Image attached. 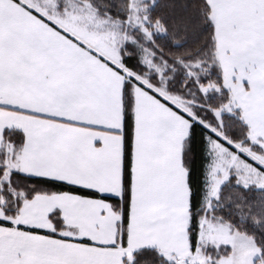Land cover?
<instances>
[{
    "label": "crops",
    "instance_id": "crops-1",
    "mask_svg": "<svg viewBox=\"0 0 264 264\" xmlns=\"http://www.w3.org/2000/svg\"><path fill=\"white\" fill-rule=\"evenodd\" d=\"M208 2L225 87L250 133L264 144V0ZM58 12L52 19L26 0H0L4 180L17 173L55 181L118 200L121 207L116 212L104 199L71 193L42 189L26 198L21 192L17 215L7 216L0 204V264H124L142 249L181 264L196 260L208 231L206 246L230 247L223 261L235 264L236 250L244 253L250 244L222 223L211 221L205 228L201 219L197 248L191 250L184 161L191 124L185 111L125 78L109 33L97 34L85 22L76 28L74 21H63L73 19L68 18L73 11ZM128 104L133 135L126 184ZM252 113L258 115L259 129ZM9 130L23 135L17 154L4 140ZM126 197L129 222L123 228ZM222 236L230 243H221Z\"/></svg>",
    "mask_w": 264,
    "mask_h": 264
},
{
    "label": "trees",
    "instance_id": "trees-1",
    "mask_svg": "<svg viewBox=\"0 0 264 264\" xmlns=\"http://www.w3.org/2000/svg\"><path fill=\"white\" fill-rule=\"evenodd\" d=\"M73 1L88 4L97 18L119 24L120 31L126 30L134 39V43H126L120 50L126 69L146 78L153 88L165 89L167 94L191 103L190 108L196 118L219 131L232 143L241 144L256 154L264 155V149L250 141V130L240 111L224 113L220 120L215 115L216 111L231 103L232 97L225 87L223 72L216 56L215 28L208 0H156L153 4L145 3L146 28L151 33L150 37L141 29L127 25L131 16L132 0ZM64 8L63 0H60L58 10L64 11ZM145 50L153 55L152 61L162 70L161 75L143 65L141 55ZM210 85L212 89L204 94L202 87ZM149 92L162 100L154 91ZM186 117L191 124L184 161L191 192V220L188 231L192 252L197 248L200 220L207 218L212 222L228 225L233 232L252 239L260 251L256 262H264V189L244 187L237 176L231 173L208 210L205 205L208 138H216L226 146L229 144L215 137L202 123ZM132 135L133 112L131 104H128L125 114L126 184L130 181ZM4 140L13 147L14 154L23 145V135L19 131H7ZM4 173V167H0V204L10 217L19 212L21 192L25 193L26 198H32L42 189L45 193H71L104 199L112 204L116 212L120 211L118 200L103 197L93 191L55 181L24 178L17 173L12 174L6 182ZM128 222L129 198L126 197L122 209V227L126 228ZM230 253L228 246L205 248L211 264H218L221 258L229 256ZM124 264L175 263L166 260L157 250L142 249L135 252L130 259H125Z\"/></svg>",
    "mask_w": 264,
    "mask_h": 264
},
{
    "label": "rangeland",
    "instance_id": "rangeland-1",
    "mask_svg": "<svg viewBox=\"0 0 264 264\" xmlns=\"http://www.w3.org/2000/svg\"><path fill=\"white\" fill-rule=\"evenodd\" d=\"M156 0H132L131 4V16L127 25L131 28L141 29L148 37L151 36V33L146 28L147 17L145 15L146 4H153ZM30 5L35 8L43 10L44 13H49L51 18H57L59 15L58 4L60 0H26ZM65 5L64 11H73V15H68V18L73 19H63V21H74V26L78 28V24L82 26V22H85L87 29L96 31L99 34L101 32L109 33L116 41V48H118V57L120 47L126 43H134V39L126 33V30L120 31V25L112 23L110 21H104L97 18L95 11L88 4H79L73 0H63ZM56 19V20H57ZM103 35V34H102ZM108 40H114L113 38L105 37ZM115 41L113 42L115 44ZM153 55L145 50L142 52L141 59L144 66L148 69L156 71L159 75L162 74V70L154 65L152 61ZM121 67L124 71V76L129 81H137L141 86L154 90L155 92L163 95L170 101L174 102L178 107L183 109L187 116L192 120L202 123L195 115L192 113L190 108L191 103L184 102L178 97L171 96L166 93L165 89H155L148 82L147 79L141 76L134 74L125 68L122 61H120ZM192 75V74H190ZM212 89V86L202 87V92L205 94ZM235 111L234 103L231 101L230 104L221 108L215 112L216 117L220 120L221 116L224 113L232 114ZM253 118L256 121L257 127L258 124V115L252 113ZM215 137L226 141L229 145H223L219 140L213 137L208 138V165H207V191L205 196V205L208 210L211 208L212 201L217 197L220 188L228 180L231 173H234L241 185L244 187L254 186L258 189H264V155H259L254 153L249 147H244L241 144H234L230 140L226 139L223 134H221L216 129L210 127L209 125L202 123ZM260 127V126H259ZM258 127V129H259ZM250 141L253 144L259 145L264 149V144L258 142L257 138L254 135V131H251L249 134ZM7 174L5 175L6 180ZM202 223L206 227H210L211 220L207 218H202ZM208 231V230H207ZM205 242L201 245L199 250L196 252V260L193 258L191 262H182L181 264H211V259L208 255L205 254L206 241H209L210 235L205 233ZM221 234V233H219ZM226 236L221 237V243L229 244L226 241H229V238ZM222 239L224 241H222ZM246 242H249L250 248H246V251L242 253V250L237 249L236 254L233 257V262L235 264H264L263 261L256 262L260 257V251L255 246L252 239L246 237ZM202 248V250H201ZM219 248V246H218ZM230 261V260H229ZM178 264V263H175ZM220 264H228V260L220 261Z\"/></svg>",
    "mask_w": 264,
    "mask_h": 264
}]
</instances>
